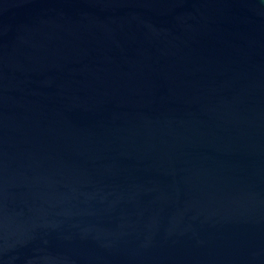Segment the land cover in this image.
<instances>
[{
  "label": "water",
  "instance_id": "1",
  "mask_svg": "<svg viewBox=\"0 0 264 264\" xmlns=\"http://www.w3.org/2000/svg\"><path fill=\"white\" fill-rule=\"evenodd\" d=\"M0 264H264V0H0Z\"/></svg>",
  "mask_w": 264,
  "mask_h": 264
}]
</instances>
